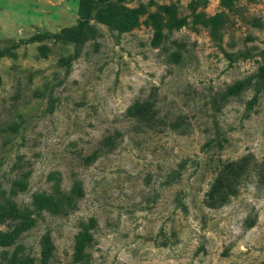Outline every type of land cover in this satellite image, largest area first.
<instances>
[{"label":"rangeland","instance_id":"374dc122","mask_svg":"<svg viewBox=\"0 0 264 264\" xmlns=\"http://www.w3.org/2000/svg\"><path fill=\"white\" fill-rule=\"evenodd\" d=\"M78 2L0 0V203L35 218L0 264H39L45 240L52 264H264L254 174L224 205L204 200L223 161L264 159V94L227 95L262 61L264 0H126L144 7L136 26L93 19L75 42L61 35ZM162 5L187 22L155 45L147 15ZM148 96L150 121L127 113ZM43 193L66 208L38 213Z\"/></svg>","mask_w":264,"mask_h":264},{"label":"trees","instance_id":"16d2710c","mask_svg":"<svg viewBox=\"0 0 264 264\" xmlns=\"http://www.w3.org/2000/svg\"><path fill=\"white\" fill-rule=\"evenodd\" d=\"M126 0H79L78 2V23L65 30L63 36L65 39L80 42L94 35L96 28L91 24V20L107 24L114 29L123 32L138 24L139 14L144 11L143 5L136 8L127 7L123 4ZM194 2L196 0H193ZM205 2V0H202ZM222 6L231 7L234 0H220ZM161 12H153L147 15V18L154 26L155 45H158L163 37L162 28H179L186 24L185 17H176L171 5H162L159 7ZM166 17L165 23L163 19ZM212 19V18H210ZM252 90L253 95L247 101L251 106L260 95L264 94V50L262 51V61L256 71L244 79L234 81L227 87V95L237 96L242 91ZM155 100L153 96H148L142 101L134 102L127 110L130 116H134L143 121H150L154 117ZM176 125L173 129L176 130ZM113 141L107 138L103 141V146L112 145ZM103 147H99L93 153L85 158L88 163L99 156ZM254 174L258 188L264 192V159L257 161L251 154L243 155L236 159L223 161L216 174L209 183L205 192V204L208 207H219L228 202V200L238 193L245 179ZM78 188V187H77ZM36 211L59 212L66 208V202L63 198L54 194H38L34 199ZM10 220L14 223L12 228L3 230L0 228V246H10L18 236L35 223L31 211L20 210L14 203L5 201L0 203V225L4 221ZM80 252V247L77 248ZM52 247L48 240L42 242L39 256V264H52ZM25 263V260L19 261Z\"/></svg>","mask_w":264,"mask_h":264}]
</instances>
